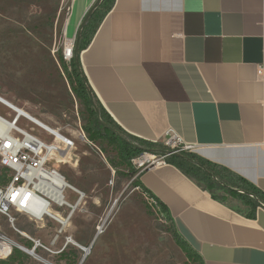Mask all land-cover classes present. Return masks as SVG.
Masks as SVG:
<instances>
[{
    "label": "crops",
    "instance_id": "obj_1",
    "mask_svg": "<svg viewBox=\"0 0 264 264\" xmlns=\"http://www.w3.org/2000/svg\"><path fill=\"white\" fill-rule=\"evenodd\" d=\"M70 1L81 26L97 0ZM81 65L128 134L163 144L174 131L264 192V0H114ZM139 179L204 264H264V209L250 217L168 163Z\"/></svg>",
    "mask_w": 264,
    "mask_h": 264
},
{
    "label": "rangeland",
    "instance_id": "obj_2",
    "mask_svg": "<svg viewBox=\"0 0 264 264\" xmlns=\"http://www.w3.org/2000/svg\"><path fill=\"white\" fill-rule=\"evenodd\" d=\"M71 12L70 0H0V96L75 142L69 161L59 169L86 195L64 230L54 219L36 222L13 212L15 225L1 219V231L29 258L26 264H81L84 256L82 264H202L182 249L169 216L137 187L134 162L133 174L116 143L88 139L89 110L74 95L64 71L70 66L65 50L73 43L76 48L81 27L67 22ZM0 115L12 120L13 113L0 104ZM35 134L53 140L38 128ZM145 154L166 162L149 152L135 160ZM7 174L0 159V176ZM212 193L224 196L217 189ZM79 198L68 192L71 203Z\"/></svg>",
    "mask_w": 264,
    "mask_h": 264
},
{
    "label": "built area",
    "instance_id": "obj_3",
    "mask_svg": "<svg viewBox=\"0 0 264 264\" xmlns=\"http://www.w3.org/2000/svg\"><path fill=\"white\" fill-rule=\"evenodd\" d=\"M74 55L73 43L66 48L65 59L71 62ZM0 104L13 113L10 115L12 120L0 115V159L11 179L7 186H0V220L5 219L14 226L12 213L18 212L36 222H44L47 217L54 219L64 230L86 198L84 193L78 192L68 183L59 169L61 164L69 161L75 142L1 96ZM22 123H27L26 127ZM36 128L43 130L53 140L49 142L37 136ZM167 143L184 151L195 148L186 144L174 131L169 132ZM133 162L139 175L166 164L163 158L158 160L156 156L149 154ZM70 190L80 197L75 204L68 200ZM66 210L70 211L67 217L63 214ZM15 246L3 234L0 226V261L9 260L14 254ZM18 247L28 252L25 247Z\"/></svg>",
    "mask_w": 264,
    "mask_h": 264
},
{
    "label": "trees",
    "instance_id": "obj_4",
    "mask_svg": "<svg viewBox=\"0 0 264 264\" xmlns=\"http://www.w3.org/2000/svg\"><path fill=\"white\" fill-rule=\"evenodd\" d=\"M113 3L114 0H104L100 7L92 15L91 19L82 31L80 40L77 42L75 55L70 62L69 68L65 67L64 69L66 74L69 73L68 80L74 95L89 110L90 120L86 126L88 139L93 143H96L101 139H108L116 143L122 159L127 166L134 170L133 174L136 173L133 161L143 153L149 152L164 156L166 157V162L168 164L177 167L185 175L194 179L201 187H203L202 184H206V187L203 188L208 190L216 200L225 202L227 200V196L238 199L242 201L245 206L251 209L252 214H250V217H254L255 212L259 208L264 209V192L255 185L223 167H219L207 160H204L196 154L185 151H170L162 144L148 142L128 134L103 108L101 102L92 91L83 72L81 54L90 45L101 19L111 9ZM76 58L78 59V63L76 62ZM97 110L99 111V114ZM161 152H166V154L169 155L167 156ZM139 178L137 179V187L143 189L145 194L149 198L153 199L159 208L166 213L172 221L170 211L167 206L162 204L147 188H145ZM10 181L11 179L9 173L7 175L0 176V186H7ZM213 189L222 191L224 196H217L212 193ZM175 232L178 236L177 241L182 249L187 252L189 256H195L202 264H204L201 256L179 236L176 228ZM76 257L78 258L76 263H79L78 261L81 258L79 251L76 252ZM28 259L29 258L23 252L15 249L13 256L7 261H0V264H26Z\"/></svg>",
    "mask_w": 264,
    "mask_h": 264
},
{
    "label": "water",
    "instance_id": "obj_5",
    "mask_svg": "<svg viewBox=\"0 0 264 264\" xmlns=\"http://www.w3.org/2000/svg\"><path fill=\"white\" fill-rule=\"evenodd\" d=\"M104 2V0H97V2L94 4V6H92V8L89 10L88 14L86 15L85 17V20L84 22L82 23L81 25V29H80V32H79V37H78V41L80 40V37H81V34H82V31L84 29V27L87 25V23L89 22V20L91 19L92 15L95 13V11L100 7V5ZM77 52V51H76ZM76 62L78 63V59L76 58ZM98 114H99V111L97 110ZM86 253V252H85ZM86 259V256H84V259L82 261V263L85 261ZM81 263V264H82Z\"/></svg>",
    "mask_w": 264,
    "mask_h": 264
},
{
    "label": "bare ground",
    "instance_id": "obj_6",
    "mask_svg": "<svg viewBox=\"0 0 264 264\" xmlns=\"http://www.w3.org/2000/svg\"><path fill=\"white\" fill-rule=\"evenodd\" d=\"M99 230H100V234L103 232V228L101 227V228H99ZM85 252H86V254L88 255V253H89V251H88V249H85L84 250ZM30 253V252H29Z\"/></svg>",
    "mask_w": 264,
    "mask_h": 264
}]
</instances>
